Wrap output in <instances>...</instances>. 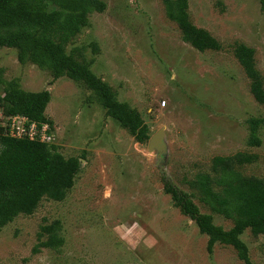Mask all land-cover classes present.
I'll return each mask as SVG.
<instances>
[{
	"label": "rangeland",
	"instance_id": "obj_1",
	"mask_svg": "<svg viewBox=\"0 0 264 264\" xmlns=\"http://www.w3.org/2000/svg\"><path fill=\"white\" fill-rule=\"evenodd\" d=\"M103 1L105 9L90 11L65 49L77 47L74 57L140 113L150 136L163 128L165 149L137 141L83 82L53 78L47 68L20 62L16 47L0 46V92L8 80L26 91L47 89L49 143L80 162L62 199L44 196L0 228V264H264V232L246 227L239 234L245 258L220 241L208 251V235L164 188L169 181L187 192L229 229L233 221L200 199L196 175L208 174L220 191L212 163L223 156L235 171L264 182V123L260 144L247 142L248 119L264 118V102L254 99L233 52L236 42L254 49L264 87L260 0H188L190 21L221 43L203 51L182 40L162 0ZM51 233L62 241L43 246Z\"/></svg>",
	"mask_w": 264,
	"mask_h": 264
},
{
	"label": "trees",
	"instance_id": "obj_2",
	"mask_svg": "<svg viewBox=\"0 0 264 264\" xmlns=\"http://www.w3.org/2000/svg\"><path fill=\"white\" fill-rule=\"evenodd\" d=\"M167 16L181 30L182 40L196 49H219L221 43L207 30L195 26L188 18V0H162ZM103 0H0V46L16 47L20 62L30 61L50 70L53 78L66 75L83 82L98 97L106 114L118 120L139 142L150 137L149 127L140 113L125 101L117 99L110 85L94 73L89 64L69 52L65 45L87 22L92 10L105 9ZM264 14V0H260ZM233 52L251 79L250 92L258 102H264V87L256 68L254 49L236 42ZM50 100L47 89L26 91L15 80L4 81L0 92V113L20 114L38 123L49 122L44 110ZM1 116V115H0ZM1 122V119H0ZM264 118L248 119L250 145H259L258 129ZM229 157L215 156L213 169L218 173L220 191L212 188L208 174H198L192 182L201 192L200 199L216 213L233 221L224 229L213 222L211 213H204L193 203L190 195L167 181L169 192L181 212L192 218L201 233L208 235L207 249L216 241L232 244L241 258L246 247L239 234L250 227L255 233L264 232V182L255 176L235 171ZM79 158L64 157L54 143L10 136L0 123V228L20 213H31L38 201L46 196L54 200L64 197L79 168ZM56 222V221H55ZM53 224L44 227L50 231ZM51 233L43 246L61 242Z\"/></svg>",
	"mask_w": 264,
	"mask_h": 264
},
{
	"label": "built area",
	"instance_id": "obj_3",
	"mask_svg": "<svg viewBox=\"0 0 264 264\" xmlns=\"http://www.w3.org/2000/svg\"><path fill=\"white\" fill-rule=\"evenodd\" d=\"M6 132L13 137H27L29 139L43 142H51L53 135L49 132L48 123H38L29 120L28 117L20 114L1 115Z\"/></svg>",
	"mask_w": 264,
	"mask_h": 264
},
{
	"label": "water",
	"instance_id": "obj_4",
	"mask_svg": "<svg viewBox=\"0 0 264 264\" xmlns=\"http://www.w3.org/2000/svg\"><path fill=\"white\" fill-rule=\"evenodd\" d=\"M163 128H159L155 133H153L149 138H148V148L149 149H160L161 151H164L165 145L163 143Z\"/></svg>",
	"mask_w": 264,
	"mask_h": 264
}]
</instances>
